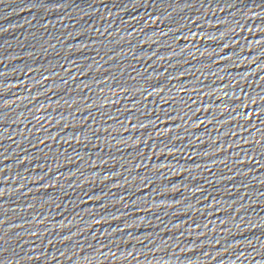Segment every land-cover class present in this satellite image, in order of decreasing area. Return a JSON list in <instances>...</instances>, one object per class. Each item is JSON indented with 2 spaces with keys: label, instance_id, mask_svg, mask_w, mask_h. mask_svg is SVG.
<instances>
[{
  "label": "water",
  "instance_id": "water-1",
  "mask_svg": "<svg viewBox=\"0 0 264 264\" xmlns=\"http://www.w3.org/2000/svg\"><path fill=\"white\" fill-rule=\"evenodd\" d=\"M0 264H264V0H0Z\"/></svg>",
  "mask_w": 264,
  "mask_h": 264
}]
</instances>
